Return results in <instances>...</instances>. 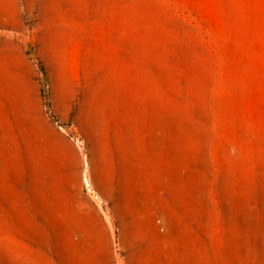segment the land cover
Returning <instances> with one entry per match:
<instances>
[{"label": "rangeland", "instance_id": "obj_1", "mask_svg": "<svg viewBox=\"0 0 264 264\" xmlns=\"http://www.w3.org/2000/svg\"><path fill=\"white\" fill-rule=\"evenodd\" d=\"M0 264H264V0H0Z\"/></svg>", "mask_w": 264, "mask_h": 264}]
</instances>
